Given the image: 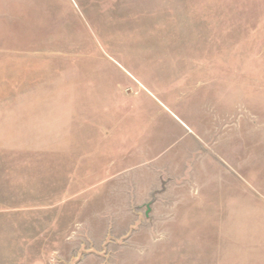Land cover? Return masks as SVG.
Returning <instances> with one entry per match:
<instances>
[{
	"label": "rangeland",
	"instance_id": "rangeland-1",
	"mask_svg": "<svg viewBox=\"0 0 264 264\" xmlns=\"http://www.w3.org/2000/svg\"><path fill=\"white\" fill-rule=\"evenodd\" d=\"M0 264H264V0H0Z\"/></svg>",
	"mask_w": 264,
	"mask_h": 264
}]
</instances>
